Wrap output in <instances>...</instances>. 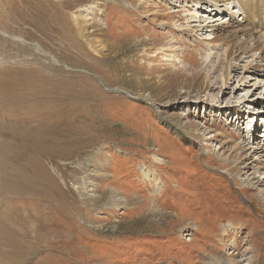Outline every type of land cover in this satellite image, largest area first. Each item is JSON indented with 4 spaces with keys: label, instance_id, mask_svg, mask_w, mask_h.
<instances>
[{
    "label": "rangeland",
    "instance_id": "rangeland-1",
    "mask_svg": "<svg viewBox=\"0 0 264 264\" xmlns=\"http://www.w3.org/2000/svg\"><path fill=\"white\" fill-rule=\"evenodd\" d=\"M246 1L0 0V264L264 259ZM229 59L231 88L201 89Z\"/></svg>",
    "mask_w": 264,
    "mask_h": 264
},
{
    "label": "bare ground",
    "instance_id": "bare-ground-1",
    "mask_svg": "<svg viewBox=\"0 0 264 264\" xmlns=\"http://www.w3.org/2000/svg\"><path fill=\"white\" fill-rule=\"evenodd\" d=\"M221 1L222 0H214L215 3L221 2ZM245 5H247L246 7H248V8L245 7V19H246V21L249 22V25L253 29L256 30V33L257 34H260V36L257 39L256 38H253L252 36H250L249 37L250 38L249 41L252 40L253 45L254 44L261 45L258 49H260V51H261V58H264V11H263V9H264V0H247L245 2L244 6ZM255 20H257V21H255ZM204 27L209 28L208 31L210 33H215L217 31H219V28H218L217 25L216 26L208 25V26H204ZM204 29L205 28H200L197 31L200 32V31H203ZM206 31H207V29H206ZM222 42H228V39L227 38H224L222 40ZM248 45H245L243 47L240 44V42L239 43H236V50L237 51H241V52H250V51H252V48H251L250 45L249 46ZM232 48H233V46H231L229 48V51L228 52H230V50ZM227 57H229V54L227 55ZM209 58H210V56H209ZM210 61L211 60L208 61V64L210 66H209V71L207 72V75H208V73H212L213 74L215 72V70H216V66L214 64H211ZM230 61H231V59H229L227 61L228 63H227V66H226V75L224 73L223 75L220 76V78L216 77L214 80L213 79L212 80H207V82H205L204 85L201 83L203 85L201 87V89H204V90H206L208 92H211V93H214L215 91H217L218 93L221 92L222 95H224L226 93L225 90H229L231 88V83H229V81H231L230 80V73L228 72L229 70H231ZM198 75H199V73H198ZM180 76H182V75H180ZM192 77L194 78V76H191V78ZM206 79H207V76H206ZM205 97H206V99H203L201 101L199 100V102L200 103H203V104H209V103H211L210 100L208 99V98H211V97H209V94H206ZM235 106H236L235 109H237V108L240 109V106L239 105H236L235 104ZM241 118L242 117H240V115L236 117V121H238L237 123H240V121H241L240 119ZM243 149H244L243 146L237 147L236 151H239L240 152L239 153V156H242L243 154H245V151ZM227 159H228V157L223 158V160H225V161ZM244 169H246L244 171V173L247 174L248 173V170L247 169H249V168L245 167ZM250 169H252V168H250ZM251 175H253V173ZM251 175H249V177ZM252 184L253 185H257L259 187V189L256 192V195H257L258 199L260 201H262V203H264V180H257L256 182H254ZM260 213L263 214L264 212H260ZM229 227H231V226H229ZM233 229H235V227H233ZM224 233L227 234V232H224ZM225 234H223L224 237H228ZM228 245L229 246H232L231 247L232 248V252L231 253H229L227 255H220L219 253H212V254L205 255V258L203 257L204 258L203 261L205 262V264H243V262L246 263V264H264V259L261 258V256L259 254H257L256 251L255 252H253V251L244 252L241 255V257H243V260L241 262L240 259L238 258V254L239 253L234 254V252H239L238 251L239 250L238 244H236L234 241H232Z\"/></svg>",
    "mask_w": 264,
    "mask_h": 264
}]
</instances>
